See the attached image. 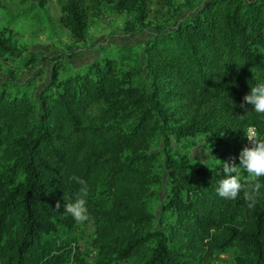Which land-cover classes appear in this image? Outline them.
Segmentation results:
<instances>
[{
	"label": "trees",
	"instance_id": "1",
	"mask_svg": "<svg viewBox=\"0 0 264 264\" xmlns=\"http://www.w3.org/2000/svg\"><path fill=\"white\" fill-rule=\"evenodd\" d=\"M124 3L142 25L145 0ZM78 6L63 0L81 41ZM175 15L138 50L105 46L78 67L76 53L31 55L0 32V60L51 64L41 86L0 77V264H214L230 250L264 264V178L251 209L216 192L247 127L264 139V116L240 107L264 82V0H188ZM198 135L216 162L188 153ZM73 177L89 187L93 253L64 212Z\"/></svg>",
	"mask_w": 264,
	"mask_h": 264
},
{
	"label": "rangeland",
	"instance_id": "2",
	"mask_svg": "<svg viewBox=\"0 0 264 264\" xmlns=\"http://www.w3.org/2000/svg\"><path fill=\"white\" fill-rule=\"evenodd\" d=\"M190 1L198 3L201 0ZM78 3L85 25V38L81 41L71 32L64 18L63 0H0V32L11 45L31 55L76 53L70 63L78 67L105 46L126 44L132 51L138 50L157 25H171L177 18L175 14L188 7V0H145L144 19L139 25L132 12L126 10L124 0H78ZM130 27L137 32L128 31ZM50 66V61L26 66L0 60V77L11 76L19 81L40 74L38 82L41 86L47 81ZM74 66L67 68L73 71ZM185 139L196 143L187 150L192 157L205 162L217 161L212 153L214 149L203 135ZM91 231V226L85 223H78L74 229L75 242L82 253H93ZM235 253L230 250L219 254L214 264H236Z\"/></svg>",
	"mask_w": 264,
	"mask_h": 264
},
{
	"label": "clouds",
	"instance_id": "3",
	"mask_svg": "<svg viewBox=\"0 0 264 264\" xmlns=\"http://www.w3.org/2000/svg\"><path fill=\"white\" fill-rule=\"evenodd\" d=\"M250 105L251 111L260 116H264V82L255 83L251 86L250 92L243 97L240 107ZM247 112V110H246ZM250 146H245L239 153V165L234 162H224V177L219 181L216 188L217 194L227 200H235L241 193L249 209L254 208L260 196L259 180L264 178V139L260 138L255 129L245 133ZM241 171L246 176L241 178ZM73 180L80 185L74 201L64 205V212L71 215L77 223H84L90 219L87 208L86 197L89 195L87 182L80 177H73ZM55 208H60L57 201Z\"/></svg>",
	"mask_w": 264,
	"mask_h": 264
},
{
	"label": "built area",
	"instance_id": "4",
	"mask_svg": "<svg viewBox=\"0 0 264 264\" xmlns=\"http://www.w3.org/2000/svg\"><path fill=\"white\" fill-rule=\"evenodd\" d=\"M251 129H255L257 131L256 127L251 125V126L247 127L246 132L251 130ZM245 146H250V142L247 140L246 136H245V139L243 142V147H245Z\"/></svg>",
	"mask_w": 264,
	"mask_h": 264
}]
</instances>
